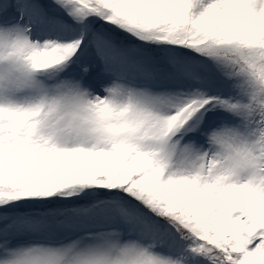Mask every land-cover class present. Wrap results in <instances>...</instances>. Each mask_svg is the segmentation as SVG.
<instances>
[{
	"label": "snow or ice",
	"instance_id": "1",
	"mask_svg": "<svg viewBox=\"0 0 264 264\" xmlns=\"http://www.w3.org/2000/svg\"><path fill=\"white\" fill-rule=\"evenodd\" d=\"M0 264H264V0H0Z\"/></svg>",
	"mask_w": 264,
	"mask_h": 264
}]
</instances>
